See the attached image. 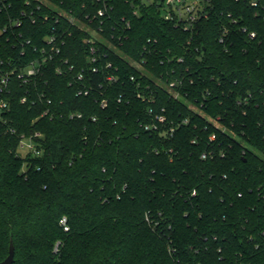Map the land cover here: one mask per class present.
<instances>
[{
  "label": "trees",
  "instance_id": "obj_1",
  "mask_svg": "<svg viewBox=\"0 0 264 264\" xmlns=\"http://www.w3.org/2000/svg\"><path fill=\"white\" fill-rule=\"evenodd\" d=\"M49 1L0 14V264H264V0Z\"/></svg>",
  "mask_w": 264,
  "mask_h": 264
},
{
  "label": "built area",
  "instance_id": "obj_2",
  "mask_svg": "<svg viewBox=\"0 0 264 264\" xmlns=\"http://www.w3.org/2000/svg\"><path fill=\"white\" fill-rule=\"evenodd\" d=\"M7 0H0V14L2 13L3 9L8 7ZM47 1L50 3L49 0H42ZM146 3L157 4L161 11L162 15L165 19L174 21L179 27L183 28L189 32H195L198 27V23L202 20L208 19L211 17L213 12V0H143ZM252 5L257 6L258 0H252ZM39 8V7H38ZM137 12V11H136ZM25 14V13H24ZM23 14V15H24ZM100 16L105 14V10L101 9L98 13ZM43 16L47 19L48 15L43 14ZM32 21H36V16L32 15ZM14 25H21L22 19H13L10 21ZM6 31V28L3 29ZM251 36H255L253 32ZM47 41L46 44L49 47L50 52L55 50L59 52V47L57 46V38L54 35L46 37ZM224 41V38L221 39V42ZM29 42V41H28ZM94 51V49H92ZM42 56L40 58H35L31 60L26 66L22 67L20 71H18V75L24 81L32 78L33 76L37 75L42 68V65L48 61L49 58L52 57L50 53H48V49L45 47L42 50ZM95 60V58L93 59ZM3 60L1 61V63ZM15 70L12 71L14 73ZM59 73H62V69L59 67L57 68ZM82 75L80 76V78ZM8 74L4 75L2 78V84L0 88V92L4 89V84L7 83ZM170 86H174V83H171ZM27 98H22V102H26ZM7 103L3 100H0V111L7 108ZM0 114V118H1ZM164 120V118H162ZM173 130V129H172ZM15 132L14 129H12ZM43 137V134L40 132H36L33 136H27L25 134L20 135L19 141V149L24 153H31L35 156L42 155V149L39 148V143L37 142V138ZM214 138V136L212 137ZM63 223H66V219L62 220ZM68 230V227H66Z\"/></svg>",
  "mask_w": 264,
  "mask_h": 264
},
{
  "label": "water",
  "instance_id": "obj_3",
  "mask_svg": "<svg viewBox=\"0 0 264 264\" xmlns=\"http://www.w3.org/2000/svg\"><path fill=\"white\" fill-rule=\"evenodd\" d=\"M15 258V245L13 240H11L10 248H9V255L1 264H13Z\"/></svg>",
  "mask_w": 264,
  "mask_h": 264
}]
</instances>
